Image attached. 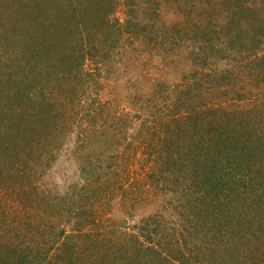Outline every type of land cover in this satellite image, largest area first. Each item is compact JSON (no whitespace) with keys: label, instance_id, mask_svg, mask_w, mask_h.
Listing matches in <instances>:
<instances>
[{"label":"rangeland","instance_id":"374dc122","mask_svg":"<svg viewBox=\"0 0 264 264\" xmlns=\"http://www.w3.org/2000/svg\"><path fill=\"white\" fill-rule=\"evenodd\" d=\"M116 1L117 38L108 41L101 33H91V41L87 37L101 53L87 58L86 83L57 92L52 80L36 77L35 71L34 77H27L34 78L33 96L11 97L9 84L0 85V129L20 127L33 141L26 153L19 154L18 148L4 154L7 137L0 130V264L12 262L4 249L10 255L30 249L32 256L47 255L42 264H66L59 247L68 237L70 243L79 237L81 245L68 264H118L122 248L132 249L141 232L162 240V248L179 249L181 242L201 247L213 239L237 244L236 257L260 255L264 234L253 235L234 208L229 210L235 219L227 228L226 223L214 224L220 218L192 210L207 209L192 181L197 165L191 157L210 146L205 138L211 130L206 135L189 117L210 101H230V110L253 107L255 115L264 114V83L255 79L250 62L264 55V40L251 50L245 40L249 35L244 44L230 43L226 30L233 16L220 8L221 0ZM250 3L264 6L263 0ZM12 9L18 13L22 8L18 4ZM80 40L74 38L73 44ZM235 51L247 58L231 57ZM221 75L229 79L218 90L215 82ZM24 85L30 90V84ZM46 99L54 101L53 108L45 106ZM47 108L59 121L58 128L45 135L37 125L35 139L33 125ZM174 115L181 124L171 128ZM188 126L203 135L194 143L178 142L180 129L186 132ZM178 143L192 146L179 151ZM21 172L22 184L16 176ZM259 210L249 217L261 219ZM140 239L147 249L150 240ZM109 249L113 254L107 257ZM32 256L14 262L31 264ZM100 256L107 259L102 262ZM191 264H197L195 259Z\"/></svg>","mask_w":264,"mask_h":264},{"label":"trees","instance_id":"16d2710c","mask_svg":"<svg viewBox=\"0 0 264 264\" xmlns=\"http://www.w3.org/2000/svg\"><path fill=\"white\" fill-rule=\"evenodd\" d=\"M250 1L252 0L239 3L236 0H227L226 2L221 0L219 6L233 16V25L226 30L227 34H231V37H229L230 43L244 44L245 35H249L245 40L251 42L249 46L251 50L256 49L259 46L257 43L259 44L264 40V6L259 9L256 4H251ZM19 2L15 1L13 5L11 1L10 3L7 0L0 1V85L7 86V83L9 84L11 97L33 96L31 84L34 83V78L28 80L27 77L29 75L34 77L35 71L37 73L36 77L44 75V79L48 82L52 80L53 85L51 86L54 87L55 85L57 92L65 90L64 87L66 90L73 91L79 85L86 83L87 58L89 60L91 55L95 56L101 53V51L93 50L94 43L90 42L91 33L94 35L101 33L108 41L114 39L113 36L118 34L117 25L119 20L114 17V13L118 8V1L19 0ZM18 4L22 9H19V12L16 13L11 8ZM130 4L132 5L133 1ZM78 36L81 40L74 45V38ZM117 36L115 37L117 38ZM87 37L90 41L87 40ZM10 44L13 47L12 52L9 51ZM235 52L236 54L231 55V57L244 56L247 58L246 53ZM244 57L234 58V60L244 59ZM250 62L253 65L252 74L255 75V79L264 83V55L261 57L256 55L253 60L250 59ZM260 78L263 80H259ZM228 79L225 75H221L216 79L215 84L218 86V90L223 88V83H226ZM24 84H30V90L27 91ZM68 84H72V86L69 87ZM51 89L47 87V90L51 91ZM187 100L189 101L190 98ZM184 101L182 100V103ZM180 103L181 101H178L173 105ZM204 103H207V101ZM54 104V101L46 99V107L53 108ZM3 105L4 103L0 102V108ZM201 108V113L195 112L197 115H193L189 119L194 120L201 127L202 132H206V135L207 130H211L208 137L205 138L206 141L211 140V142L210 146H205L204 153L197 156L192 155L191 157V160L194 159V164L197 165L194 168L196 170L195 179L192 181L200 189L198 192H201V196L199 197L202 198L207 209L192 210H198V214L201 216L206 213L209 217L214 215L220 218L221 221L214 224L226 223L227 225L223 227L227 228L235 219L229 210L234 208L236 213L239 212L247 227L250 226L249 230H254L253 235L260 236V233L261 235L264 234V127H262L264 114L261 117L255 115L253 107L238 106L230 110L233 108L230 101L228 103L210 101ZM52 116V112L47 108L44 112V118L34 123L35 139L38 138L35 129L37 125H39L37 128L41 129L43 133L45 132V135L50 130H53L50 133L52 134L54 128H58L57 123L59 121L56 120L55 116ZM180 124L178 116L174 115L171 128ZM206 124L207 126L204 127ZM6 126L0 130H5ZM7 129L10 131L9 125ZM184 129L186 132L180 129L182 140L178 142L189 141L194 143L198 137L203 135V133H195L190 126ZM9 131H4L7 137V141H4L6 143L4 154L9 150V153H14L18 148L20 149L19 154L26 153V150L32 146L31 137L26 136V133L23 135L20 127L11 129L14 134ZM171 134L177 136L176 134L179 133L174 134L172 132ZM177 145L180 151L191 144L187 143L182 147L181 143ZM30 148L32 150L33 147ZM199 148L201 149V147ZM209 157L211 160H209ZM197 158L199 159L197 160ZM218 174H221L220 178L216 179ZM16 176L22 184L25 173L21 172ZM228 205L232 206L227 208ZM256 210H259L258 215L261 219L256 218L254 221L253 217H249V214ZM234 225L238 224L234 223ZM253 225L256 227L254 228ZM261 226L262 228H260ZM227 234H230V232L228 231ZM142 236L147 241L150 240L147 249L143 246L145 242L143 240L140 242ZM151 237L149 234L146 235L145 232L135 236L133 248H122V259L121 261L116 259L117 263L191 264V259H195L197 264H201V261L204 264H264V247H262L260 255H251L249 259L245 260L234 255L237 244L232 241L226 243L222 240L217 242L208 239L206 243H201V247L193 244V248H188L185 243L181 242L179 250L175 248L176 245L170 247L166 245V248L159 247L163 241L152 240ZM78 238L70 243L68 237L63 241L64 245L59 247L61 257L65 254L66 264H68L69 258L72 259L77 254V246H81L78 244ZM150 243L151 245H149ZM68 250L70 251L69 255ZM14 251L10 255L4 249V254L8 256V259L12 258V262H6L5 264H19L14 262L16 258L26 260L33 254L29 253L30 249L27 254H24L25 250L20 251L22 255H19L20 253L17 250ZM0 252L2 253V250ZM178 253L182 255L179 256ZM111 254L113 252L109 249L107 257ZM36 255L37 252L32 256L34 260L29 261L31 264H42L47 258L46 254H43V257ZM79 257L84 256L79 255ZM106 259L100 256L98 260L104 262L103 260ZM49 264H52V260ZM104 264H114V262L110 263L109 260L108 262L106 260Z\"/></svg>","mask_w":264,"mask_h":264}]
</instances>
